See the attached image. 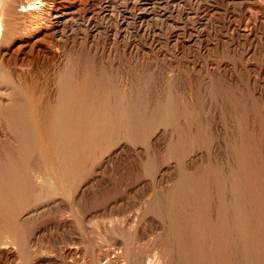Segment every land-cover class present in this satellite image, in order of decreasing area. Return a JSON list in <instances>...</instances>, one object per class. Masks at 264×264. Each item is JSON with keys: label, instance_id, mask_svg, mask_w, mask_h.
<instances>
[{"label": "bare ground", "instance_id": "1", "mask_svg": "<svg viewBox=\"0 0 264 264\" xmlns=\"http://www.w3.org/2000/svg\"><path fill=\"white\" fill-rule=\"evenodd\" d=\"M146 1L153 0H142V2ZM94 3H82L80 0H0V264H36L37 259L35 258H38L39 264H80L82 258H84V256L90 251L92 252L95 247L98 249L99 254L96 260H93L94 264H120V258H124L126 264H146L144 263L146 255L145 253L141 254L140 252L139 254L137 252L138 250H136V248H138V246L135 249L130 247V241H127L130 244L126 245V238H128L132 233L134 235L132 228L130 229L129 227H127L129 228V230L126 229L127 231L125 233L123 232L125 230H121L125 235H123V233L121 232L119 233V230L121 229L119 228V225V230L117 231H112L111 228H109L110 230H108L109 232H111V234L115 236L117 235V239L121 240L119 244L123 245L124 249H121L122 252L124 251L123 255L121 254L122 256H120L119 253L117 254V256H113L111 255L112 253H107L109 251H101L103 244L107 239L105 240L104 236H102L100 233L98 234V237H96V246L94 244L95 247H93L92 250L88 251L87 247L89 245V242H87L86 237L83 235V233H78V235L76 234L78 238L73 235V237H76L73 238L69 232L71 231V229H73L72 227L75 226L78 227L79 230L80 228H83L82 232L83 230L85 231V228L87 227L86 224H89V221L96 217L99 218V222L101 220V222L106 223V221H102L101 217L104 215L108 217L109 214H113V211L115 209L117 214V205L122 202L125 196L129 194L132 189H134L135 187L138 188L141 185H137L139 184V182L136 183L137 181L135 183L123 181V183L121 182V191L119 188L120 192L117 193L114 198L109 201L107 200L102 204H98L97 206L95 205L93 207H90L88 205L90 199L92 200L93 198L94 200L95 195L102 194V192H104L106 189H109L111 185H109V179L107 178V176L105 179V175L104 177H102L103 175H100L109 174L110 176V172H112L113 166H115L116 162H119L121 160L123 161V159L125 160V158L131 157L129 155L132 152L131 150H128L129 148L125 143L132 140V135H136V137H139L144 142L146 141V144H149L146 149L150 146V149L154 151V153H151L155 154V152L157 153L158 151H160L161 146L163 147L162 144L166 145L165 142L163 143V138L169 136V138H167L169 140L171 133L174 132L171 131L170 133H168V131L166 132L168 133V136L162 137V135L160 134L161 131L159 132V129L163 128L164 130V128L166 127H171L175 124L178 125L179 123H181L182 128L178 129V127L175 128L174 126L176 130V138L178 136V139H176V141H174L173 143V138L172 141L170 139L171 146H169L170 150L167 152L168 154L164 153L166 155L163 157L162 155H160L162 158L158 156V153L157 155L151 154L152 159L150 158V161L149 159H147L148 161H146L148 167L150 166L151 168L150 169L147 167L148 170L150 169L153 172L152 175L154 176L155 182H158V184L160 183V185L162 184V187L160 186L162 193L159 192L162 196H159H161V198L163 197L162 203L164 205L161 204V212H163L162 214H164L167 226L169 227L170 234H168L167 236L171 238L168 239V237H165V240L172 242L168 243L166 241L167 245L170 248L168 249L166 243L164 244L160 239L162 237H159L161 243L164 244V248H166L167 250L166 253L165 249L161 245V247L159 246L162 256L160 257L161 262L158 260L159 263L178 264L180 261L184 260L187 264H206L204 262L205 258L207 259L208 257H212L213 254H215V256L217 254L220 256V254H223L225 246L228 244L230 245V243L234 241L232 244H234L235 242H238L239 244L240 242V245L237 246L241 248V253H238L241 254V256H239L242 262L240 260L239 261L242 264H250V252L254 250V246H252L251 240H253V237H255L253 236L251 238L253 233L252 225L253 223L255 224V229L257 228V231L259 230V228H261V232L264 231V208L260 207V205L258 204L261 202V199L258 198L259 200L257 199L258 203L256 204V206L258 205V207H253L252 209V206L250 204L251 201L249 202V173L239 174V168L237 166L235 178L232 177L231 183L229 182L231 184L229 190H231L230 192L232 193L231 195L233 197L227 202L225 198L222 197V194H224V178L221 176V174L223 173L221 172L219 174L220 176H217L216 174L219 173L220 170H215L216 168H220L221 166L219 167L217 165L218 167L215 168L214 166L216 164H213L214 168H209V170L211 171L210 174H212L211 177H208L206 179L203 178L205 179V181L207 180L212 187L210 188V192H212L211 190L214 191L213 195L212 193H207V200H205L206 198H202V195L205 193L202 192L203 189L201 191L198 184L199 182L195 184L196 181L194 182V179L189 177L193 174H188V171L186 170L189 169H186L184 172L185 174L187 173L186 175L188 176H181L183 173L181 175H178V172L177 174H175L176 166H178V164L181 162V159L185 156L184 153L186 152V147L193 144L191 143V141H189V137H192V134H189L188 137L186 136L187 132L189 131L188 129V131L186 130V133L185 131L183 133L180 132L181 129L183 130V127H185L186 124L182 119L179 118V116H177L180 111L178 108H184L183 102L181 103V100L186 95L181 99L175 91V96L171 95L172 97H168L162 95L166 98L160 100L162 99V97L159 98L158 95L163 92H160L158 94L157 88L155 89V87L151 85L153 84L151 80L143 87L147 91L149 90V88L153 87L152 90H154V93L152 92V94L151 92L150 94H146V90L144 91L145 93L143 92V90V93L140 92L141 89L138 90V88L140 87H138L137 90L134 91V87L132 88V86L129 90H126L127 87L125 86L126 88H124L126 93H124L125 91L123 90L124 92H122V88L118 87V84H114V82L112 83L111 79L109 81V79L107 78L109 76H105L106 73L99 71L100 68L96 69V60L94 55H90V53L88 54L80 52L70 54L63 53L61 51L62 53H59L58 49L55 47L56 45L54 44V42L62 41V38L64 37V35H66V31L68 29H70L71 31L76 29L81 31L83 34V37L80 38L82 45L89 43L92 48L96 49L99 38H101L99 37L100 35L98 36V33L101 30H99V25L95 23V19L101 9L98 8V10L96 6L97 4ZM247 4H252L256 6V8H258L260 11L264 12V0H237L236 2H233L231 10H237L240 13H244V7L247 6ZM134 7L136 8V6ZM132 8L133 7H131V10ZM214 14L215 13L212 8L209 10H205L204 14L202 15L204 25L208 24L207 26H209V24H213V22L215 21ZM224 20H226V18ZM227 20L224 21L225 30L235 31L237 33L240 32L239 28H237L238 26ZM256 24V21L253 20V26L249 28L250 24L248 26L246 25V28L248 27L249 29L247 28L244 33H242L243 31L240 32V34H242H238L237 36H239V38H243L244 42L246 41L256 43V41L254 40L257 39V42L262 44L264 42V29L261 27V25L259 26ZM68 38H70L69 35ZM228 40L230 41V43L228 42L229 44L227 43L225 47H232L233 50H236V46L238 48L239 44H234V39L232 38H228ZM251 44L249 45L251 46ZM221 45H224V43ZM240 45L243 44L240 43ZM227 47L226 49H228ZM25 49H28V52H31L29 54H40L43 61H46L48 63H55V65L59 67L56 70V78L54 77L55 80H53L55 81V85H52L55 86V89L52 92H49L51 89L49 90L48 86L44 83L40 84L36 81L31 82L32 79L29 80L30 82L28 80L26 81L25 79H22L24 76L23 74H17V78H21H18L19 80L17 79V82L12 79L13 77L9 72L10 70L6 69L7 61H5V57L13 52L21 53ZM30 56L32 57L33 55ZM29 66L20 65V67L18 66L20 69L19 71H21L22 73L24 71H28V69L30 68ZM195 66L196 65L193 64L189 69L195 72ZM236 67L237 66L230 68L227 64L223 63L216 66V68L211 69L212 74H210V77L208 76V81L210 83H207V85L209 84L208 87L210 86V88L207 91L210 92L209 94L212 96V98L214 96L213 99H215L216 101L220 96L219 91L220 89H222V84H232V82L238 80V73H236L238 71L236 70ZM212 80H215V82H213L217 84L216 86L213 84ZM256 80V78L248 76L243 83H245L247 87H251V89H254L255 85L258 84V82L255 83ZM105 81L107 82L106 84ZM138 81L137 83H139ZM170 82L172 85L176 82V80L172 79ZM142 83L144 84V82ZM129 84H131V82ZM129 84L124 85L129 86ZM171 88L175 89V87ZM178 90L181 91L180 89ZM170 91L174 90L172 89ZM205 91L206 90H204V92ZM250 91L252 92V90ZM253 95L254 94H252V96ZM192 97H194V95H191V99ZM187 98L185 99L190 101V98ZM212 98L211 100L213 101ZM185 99H183V101ZM204 99H207V97ZM224 99L222 98L223 102ZM222 100L220 101V104L222 103ZM259 100L262 107L264 108V97L260 98ZM197 101H199V98ZM218 103L213 104L217 107ZM210 107L212 106H208L209 109H211ZM214 107L215 106H213V108ZM186 108H190V106H187ZM193 109L194 108L192 107V110ZM201 110L205 112L207 111V109ZM207 113H209V111L206 112V114ZM208 117L209 116H207V118ZM212 118H214V116H212ZM206 119H203V121L205 120L206 122ZM194 121L197 122V120L195 119ZM209 121V125H212V121L214 120L210 119ZM211 125L210 127L212 128ZM221 129L224 128L221 127ZM203 130H205V128H203ZM207 130L206 133L209 132H207ZM236 130L233 131L235 134ZM164 131H166V129ZM201 132L202 131H200V133ZM204 132H202V134ZM180 133H185L186 135H184L183 140H188L191 144L184 143L179 137ZM228 137H230V135ZM129 138H131V140ZM132 142L135 143V140H133ZM232 142L234 141L232 140ZM239 144L241 145V143ZM240 145L239 147H242ZM231 147L234 148L233 145ZM237 148L238 147L234 148L233 150L234 156H236L235 153L237 150L235 151V149ZM133 150L134 149H132V151ZM148 151L146 150L145 152L147 153ZM166 151L167 148L165 152ZM239 151L240 153L242 152L240 149L238 150V152ZM163 152L164 151H162V153ZM222 152L224 153L225 151L223 150ZM222 152L221 155H224L225 153L222 154ZM167 155L168 157H166ZM237 155L241 158V154ZM146 156L149 157L150 154ZM164 157L168 158V162L175 161V164L177 165H172L170 164V162L169 164L166 163V165L163 161V163L160 162V160H164ZM197 157H200V155H187L185 158H183L180 164L187 168L194 164L195 161L198 162ZM207 157L209 158V156ZM218 157L219 156H217V158ZM144 158L146 159V157H143L142 159ZM219 158H221V156ZM210 159L212 158L210 157ZM229 159L230 162L233 161L231 158ZM229 159H227V161ZM212 161L213 160H211V162ZM216 161L222 162V160ZM200 162L201 161H199V163ZM221 162L220 164L222 165L223 162ZM240 162L242 163V161ZM200 164L197 163V165ZM203 164L205 163H202V165ZM210 164H208V166H210ZM203 167H206V165ZM228 168L229 167H227L226 169L227 171H232L231 168L230 170H228ZM221 171L224 170H222L221 168ZM181 172H183V170H181ZM193 172L194 174L196 173L195 171ZM147 173L149 174V171ZM111 175L113 174L111 173ZM228 176L230 175L228 174ZM196 178H198V176ZM257 181L259 182L258 184L261 188V193L262 191L264 193V174H259L257 177ZM105 199H107V197ZM205 201L209 202L208 206L205 205ZM115 205L116 207H114ZM157 205H160V203ZM202 209H206L207 216H205V213L204 211H202ZM198 211L203 212H200L201 216L197 215ZM253 211L256 212V219H254L252 215ZM91 223L92 222H90V224ZM104 226L102 228H104ZM168 227H166V229ZM75 228L73 230L76 231ZM47 229H53L56 231V233H60L61 236L63 235V238L60 239L59 242L55 243L56 241H52V243L55 244L52 245V247L50 248L51 250L49 249V251L46 246H48V243H50L51 240L46 238L47 234L45 235V233ZM75 231L71 232L74 233ZM108 231H105L106 234ZM66 232H68L70 234H68L69 237L72 238L64 237L66 236L64 235ZM162 233H160V235ZM49 235L51 236V234ZM118 236L120 238H118ZM135 236L133 237L135 238ZM133 237L130 236V240H132ZM257 242L258 244H260L259 241ZM34 246H36L37 248L35 250H32ZM261 246L264 245L262 244ZM172 248L176 249V258L182 259L178 263L176 261H173L170 251L173 250ZM229 249H232V247ZM233 250H235V247ZM212 252L214 253L212 254ZM173 253L174 251H172V254ZM124 259H122V261ZM214 259L216 258L214 257ZM215 261H213L214 264H216ZM224 261H226V259H224ZM125 262H122V264H125ZM208 262L207 264H209ZM159 263L153 262L150 264Z\"/></svg>", "mask_w": 264, "mask_h": 264}, {"label": "rangeland", "instance_id": "2", "mask_svg": "<svg viewBox=\"0 0 264 264\" xmlns=\"http://www.w3.org/2000/svg\"><path fill=\"white\" fill-rule=\"evenodd\" d=\"M80 1L82 3H85V2L86 3H89V2L94 3L95 2L94 4H97L96 5L97 9L98 8L101 9L100 12L97 11L98 14H97L96 19H95V23L99 25V27H100L99 30H101L100 32L98 31L99 32L98 36L100 35L99 37H101V38H99V42L96 46V49H94L90 46L89 43L82 45L80 38L83 37V34L81 31L76 30V29L71 31L70 29H68L66 31V35H64V37L62 38V41L54 42V44L56 45L55 47L58 49V52L59 53H62V52L63 53H70V54L80 52V53H88V54L90 53V55H94L95 60H96L95 61L96 69L100 68V70L98 69L99 71L106 73L105 76L106 77L109 76V77H107L109 79V81L111 79L112 83L114 82V84H118L119 85L118 87L122 88V92L125 91L126 87H127L126 90L127 89L129 90L131 88V86H132V88L134 87L133 88L134 91L137 90L138 87H140V88H138V90L141 89L140 92H142V90L144 92L146 89L143 86L151 80V82L153 83L151 85L154 86L155 89L157 88L158 94L160 92H163V93H160V95H158L159 98L162 97V99H160V100H163V98H166L163 96H168V97L175 96L174 95L175 91L177 92V94L180 96L181 99L185 95L186 96L183 99L187 98V95H188L187 99L190 98V101H188L186 99H185L186 101L185 100L183 101V99L181 100V103L183 102L185 109L183 107L182 108L180 107L181 109L178 108L180 111L178 110L179 113L177 115L186 124V126L183 127V130L181 129L180 132L183 133L185 131V133H186V130L187 129L189 130V131L187 130L188 131L187 135L185 133L184 134L180 133L179 137L186 144H189L190 143L189 141H191V143H193L192 145H188V147H186V152L184 153L185 156L183 158H185L187 155L195 156L197 154L198 156L200 155V157H202L203 159L200 157H197L198 162L195 161L194 164H192L191 166L186 168L182 164H180L183 160V158H182L181 162L175 168V174H177V172H178V175H181L183 173L181 176H188V175H186L187 173L185 174L184 172L186 169H189V170H186V171H188V174L190 175L193 173L189 177L194 179V182L196 181L195 184L199 182L198 184H199L201 191L203 189L202 192L205 193L202 195V198H206L205 200H207L208 199L207 195L209 193H212V195H213V192H214L213 190H211L212 192H210V188H212V187L210 186V184L207 180L205 181L206 178L211 177V175H212V174H210L211 171L209 170V168L210 167L216 168L218 166L219 167L221 166L220 168H216L215 170L216 171L220 170L219 173L216 174L217 176H220L219 174L221 172L223 173V174H221V176L224 178V182H223L224 194H222V197L225 198V200L227 202V201L231 200L233 197L231 195L232 193L230 192L231 190H229V187L231 185L230 183H231L232 177L235 178V173L237 172V166H238L239 174H248L249 173V177H250L249 202L251 201L250 204L252 206V209H253V207L254 208L258 207V205L256 206V204L258 203V200H259L258 198L261 199V202L258 204L260 205V207L264 208V193H263V191L261 193V188L259 187V184H258L259 182L257 181L258 175L264 174V108L262 107L261 102H259L260 101L259 99L264 97V44H263L264 42L262 44H260L257 42V39H255L254 41H256V43L255 42L254 43L253 42H246V41H245L246 42L245 43L243 41V38H239V36H237L238 34L241 35L242 33H244L247 30L248 27L246 28V25L248 26L250 24L249 28L252 27L253 26V20L256 21V23H257L256 25H259V26L261 25V27L264 29V12L260 11L258 8H256V6H254L252 4L251 5L247 4L248 7L247 6L244 7V9H245L244 13H240L237 10L232 11L231 9H232L233 2H236L237 0H224V1H222V0H220V1L219 0H190V1L189 0H153V1H146V2H142V0H106V1H104V0H80ZM186 1H188V2H186ZM134 6H136V8ZM131 7H133L132 10H131ZM211 8H212V10H214V13H215L214 14L215 21L213 22L212 25L209 24V26H207L208 24L204 25L202 15L204 14L206 9L209 10ZM246 9H247V11H246ZM201 12H203V13H201ZM225 18H226V20L228 19L227 21H231L232 23H234V25L238 26L237 28H239L240 32H242V31L243 32L240 34V32L237 33L235 31L225 30L224 29L225 28L224 21H226V20H224ZM222 23H224V24H222ZM259 26H257V27H259ZM68 35L70 36V38H68ZM228 38L234 39V44L237 43L240 45V43H241L243 45H240L241 47L238 45V48L236 46V50H233L232 47H227V46L226 47L228 49H226L225 45H227L228 42L230 43ZM73 39H75V40H73ZM111 40L113 41L114 44L112 43ZM238 41H239V43H238ZM72 42H74V43H72ZM223 43H224V45H221ZM248 43L249 44L252 43L251 46ZM28 51H29L28 49H25L21 53H14L13 52V53L9 54L7 57H5V61H7V63H6L7 68L6 69L10 70L9 72L11 73V76L13 77L12 79L14 81L17 82V79L19 78V77L17 78V76H18L17 74H23L25 77L23 76L22 79H25L26 81L27 80L29 81L32 79L31 82L36 81L40 84L44 83L48 86L49 90L51 89L50 91L49 90L48 91L52 92L55 89V86H53V85H55V83H54L55 81H53V80H55V78H56V76H55L56 70L59 67L57 65H55V63H50V62L48 63L46 61H43L40 54H37V53H36V55H34L35 53L29 54L31 52H28ZM13 54H15V55H13ZM30 55H33V56L31 57ZM36 57H38L39 59ZM40 60H41V62H40ZM32 61H33V63H32ZM11 63L13 66L11 65ZM223 63L227 64L230 68L237 66L236 70L238 72H236V73H238L237 74L238 80L232 82V84H230V83H224L225 85L222 84L221 87L223 90L220 89V91H219L220 96L217 99V101L219 102L218 103L215 99H213L214 96L212 98V96L209 94L210 92L207 91L210 88V86L208 87L209 84L207 85V83H210L208 81L209 80L208 76L210 77L211 76L210 74H212L211 69L212 68L214 69V68H216V66L223 64ZM43 64H45V65H43ZM53 64H54V66H53ZM193 64L196 65L195 66V69H196L195 72L191 71L189 69ZM20 65L21 66H23V65L29 66L30 65L29 66L30 68L28 69V71H24L25 72V74H24V72L22 73L21 71H19ZM206 65H207V67H206ZM208 68H209V72H208ZM102 69H104V70H102ZM168 76H170V77H168ZM248 76H251V77H254L257 79L255 81V83L258 82V84L255 85L254 89H251V87H247L245 85V83H243L244 80ZM188 78H189V80H188ZM19 79H21V78H19ZM138 79H139V81H138ZM172 79H175L176 82L171 85L170 81ZM135 80H136V82H135ZM45 81H47V82H45ZM137 81L139 83H137ZM141 81L144 82V84ZM213 81L215 82V80H212V82ZM130 82H131V84H129ZM214 82H213V84L216 86L217 84H215ZM106 83L107 82L105 81V84ZM124 84H129V86L124 85ZM176 84H177V86H176ZM244 86H246V87H244ZM171 87H175V89L171 88ZM152 88L153 87L149 88L150 91L146 90L145 91V92H147L146 94H150V92H151V94H152V92L154 93V90H152ZM176 88L180 89L181 91H179ZM187 88H188V90H187ZM172 89L174 91H170ZM204 90H206V91L204 92ZM250 90H252V92ZM248 91H250L251 93ZM124 93H126V91ZM180 94H182L183 96ZM252 94H254V95L252 96ZM191 95L192 96L194 95V97H192V99H191ZM201 95L204 98L207 97V99H204ZM221 95H222L223 99L225 98L224 102L221 98ZM198 98H199V101H197ZM211 98L213 99V101L214 100L215 101L213 102L211 100ZM209 99L211 102L209 101ZM221 100H222V103L220 104ZM186 102H188V103H186ZM199 102H203V103H199ZM213 103H218V106L216 107V105H214ZM200 104H201V106H200ZM204 104H206V105H204ZM207 105L212 106V107H210L211 109H209ZM221 105H223V106H221ZM187 106L188 107L190 106V108H186ZM213 106H215V107L213 108ZM192 107L194 108L193 109L194 111L192 110ZM200 107H202V108H200ZM182 109H183V111H182ZM201 109H204V110L207 109L206 112L209 111V113L206 114V112L201 110ZM220 109H223V110H220ZM210 112H212V113H210ZM179 114L182 116H180ZM210 115H211V118H210ZM207 116H209L208 117L209 119L207 118ZM212 116H214V118H212ZM194 119L197 120V122L194 121ZM203 119H206V122H205V120L203 121ZM210 119L214 120V121H212L213 124L212 125L210 124L212 126V128L209 125ZM207 121H209V122H207ZM188 122H190V123H188ZM191 123H193V124H191ZM172 126H171L172 128L171 127L164 128V130L166 129V131H164L163 128L159 129V132L161 131L160 134L162 135V137H165V136H168V133H170L171 131H174L171 133V135L169 134L171 141L173 138V141H172V143H173L174 141H176V139H178V136L176 138L175 128H177V127H178V129L182 128V125H181V123H179L178 125L175 124ZM174 126H175V128H174ZM179 126H181V127H179ZM197 126H198V128H197ZM206 127L208 128V130ZM221 127L224 129H221ZM237 127H238V129H237ZM203 128H205V130H203ZM197 129H198V132H197ZM206 130H207V132L208 131L209 132L206 133ZM235 130H236L237 135L233 132ZM200 131H202V132L205 131V132L202 134V132L200 133ZM159 132H157V133H159ZM162 132H165V133H162ZM166 132H168V133H166ZM197 133H199V134H197ZM172 134L175 136H173ZM189 134L190 135L192 134V137H189L190 140L189 141L183 140L184 135H186L188 137ZM193 134H194V137H193ZM227 134H228V136L230 135V137H228ZM200 135H201V137H200ZM132 137H133L132 140H131V138H129L131 141H127V142L124 141V142H126L125 144L129 148L128 150L129 151L131 150V152H132L131 153L132 155L131 154L129 155L131 157L128 156L129 158H125V160L123 159V161L121 160L119 162H116V164H115L116 167L113 166V170H112V172H110V176H109V174H107V175L106 174H101V175L99 174L100 176L103 175L102 177H104V175H105V177H104L105 179L107 176V178L109 179V185L111 184L109 187L110 190L106 189L104 192H102V194H98L99 196L95 195L96 199L95 198H94V200H93V198H92V200L90 199V201L88 202V205L90 207H93L95 205L97 206L98 204H102L103 202H105L107 200L109 201L112 198H114V196L121 191V188H122L121 185H122L123 181L131 182V183H133V182L135 183L137 181L136 183L139 182V184H137V185L141 184L140 185L141 187L139 186L140 188L135 187L134 189H132L129 193L130 195L127 194L125 196V198L122 200V202H120V204H118V205L116 204L117 207H116V205L114 206L117 208V214H116V209H115L114 210L115 212L113 211V214L112 213H111V215L109 214L108 217L105 215L101 217L102 221H106V223L101 222V220L99 222V218L96 217L94 219H91L89 221V224H86L87 227L85 226L86 227L85 231L83 230V232H82L83 228H80V230H79L78 227L75 226L76 228L75 227H72V228L73 229L75 228L76 231L71 229V231H75L74 233L71 231L70 232L68 231V232L71 234L72 237H73V235H75V236H76V234L78 235V233H81V234L83 233V235L86 237L87 242H89V245L87 247L88 251L92 250L93 247L96 246V242H97L96 237H98V234L100 233L102 236H104L105 240L107 239L109 241L108 242L106 240V242H104L105 245L103 244L101 251H109L107 253L108 254L112 253L111 255H113V256L114 255L117 256V254L119 253L120 256H122L123 252H124V251L122 252V250H124V249H123V245L119 244L121 240L117 239V237H116L117 235L115 236V235L111 234V232H109L108 230H110L109 228H111L112 231H114V230L117 231V230H119V228H121L119 230V233L120 232L125 233L127 230H129V228L130 229L132 228L134 235L132 233L130 236L133 237L136 235L135 238L133 237V239H132L134 242L132 240H130V238H129L130 236H129L128 238H126L127 239L126 245H129L131 243L129 246L134 248V249L138 246V248H136V250H138L137 252L139 254H140V252H141V254L145 253V255H146L144 263H146V264H150L153 262L159 263V261L161 262L160 257H162L161 251H160L161 249L159 248V246L161 245L164 248V244L166 243V241L168 243H172V242H169L168 240H165L168 237L167 235L170 234V231H169V227L167 226L164 214H162L163 212H161V209H162L161 204H163L162 203L163 197L161 198L162 195L160 193H162V192H161L160 188L162 187V184L160 185V183L158 184V182H155L154 176L152 175L153 172L150 170L151 169L150 166L148 167V165L146 163V161H148L147 159H149V161L152 159L151 154H153L154 151L152 149H150L151 148L150 146H149V148L146 149V147L149 145L148 143L146 144V141L145 142L142 141L139 137H136V135H132ZM240 137H241V139H240ZM167 138H169V136L166 138H163V143L165 142V144H166V145L162 144L164 148L161 146L160 151L157 152L159 157H161L160 155H162V157L165 156L166 154H168L167 152L170 150L169 146H171V141H170V139L168 140ZM191 138H194V139H191ZM222 138H224L225 140ZM235 138H237L238 140ZM133 140H135L136 144L134 142H132ZM232 140L234 142L235 141L236 142L234 143V142H232ZM224 142L226 143V145ZM229 142H230L231 146L232 145L234 146V148L238 147L237 149H235V151L237 150L235 153L236 156L233 155L234 154L233 153L234 148L230 146ZM236 143H238V144L241 143V145L240 144L239 145L242 147H239V145ZM143 144H144V148H143ZM130 145L134 146V147H131ZM165 147L167 148L166 152H165V150H166ZM228 147H231V148H228ZM131 148L134 150L132 151ZM187 148L188 149L190 148V149L188 150ZM148 149H149V151L150 150L151 151L149 152ZM239 149L242 151L241 153H240V151L238 152ZM146 150L148 151L147 153L145 152ZM223 150L225 151L224 152L225 154L222 152ZM136 151H137V153H136ZM143 151H144V154L146 153L145 156L143 154ZM162 151H164V152L162 153ZM215 151L218 153H216ZM231 151H232V154H231ZM151 152H153V153H151ZM219 152H220V154H219ZM221 152L224 155H221ZM157 153L155 152V154H153V155H157ZM164 153H166V154H164ZM215 153L217 156H219V157L221 156V158H219V157L217 158ZM148 154H150L149 157L146 156ZM237 154H241V158ZM203 156H205V157H203ZM207 156H209V158ZM215 156H216V158H215ZM143 157H146V159L145 158L142 159ZM166 157H168V155ZM166 157L163 158L164 160H160V162L163 161L164 164H166V163L169 164V162H170V164H172V165H177V164H175V161H169L168 162L167 161L168 158H166ZM210 157L212 159H210ZM228 157L231 158L235 162H233V161L230 162V159ZM239 158H240V160H239ZM227 159H229V160L227 161ZM211 160H213V161L211 162ZM216 160H222L223 163L221 161H218L219 162L218 163ZM199 161H201L200 162L201 164L199 163ZM240 161H242V163ZM220 162L222 163V165L220 164ZM197 163L200 165H197ZM202 163H205V164L202 165ZM234 163L236 164V166ZM208 164H210V166H208ZM213 164H216V165L214 166ZM205 165H206V167H203ZM147 167L150 169L148 170ZM201 167H202V169H201ZM227 167H229L228 170H230V168H231L232 171H227L226 170ZM145 168H147V169H145ZM212 168H210V169H212ZM221 168L224 171H221ZM234 169H236V170H234ZM145 170H148L149 174L147 173L148 171H145ZM181 170H183V172H181ZM192 170L196 172L195 173L196 175L194 174V172ZM179 172H180V174H179ZM111 173L113 175H111ZM228 174L230 176H228ZM193 175H195V176H193ZM197 176H198V178H196ZM227 176L229 177V179ZM142 178H143V180H142ZM199 178H202V179H199ZM203 178H205V179H203ZM239 180H240V178H239ZM110 181H111V183H110ZM253 181H255V182H253ZM208 185H209V187H208ZM119 188H120V191H119ZM112 189H113V191H112ZM115 189L116 190L118 189V190L116 191ZM133 191H135V192H133ZM159 195H161V196H159ZM260 195L261 196L263 195V196L261 197ZM156 196H158L159 198ZM106 197H107V199H105ZM148 199L150 202L148 201ZM157 199H161V200H157ZM95 203H97V204H95ZM159 203H160V205H157ZM205 205L208 206L209 202L205 201ZM122 209H123V211H122ZM202 211H204L205 216H207L206 209H202ZM202 211H200V212L203 213ZM200 212L198 211V213H197L198 216H201ZM253 212H252V215H253L254 219H256V216H255L256 212H254V213ZM263 215H264V213H263ZM103 217H104V219H103ZM106 218L109 219L110 221L107 220ZM158 219H160V220L162 219V220L160 221ZM90 222H92V223L90 224ZM161 222H163V223H161ZM104 224H105V226H104ZM164 224L166 227H168L167 229L169 232L167 231ZM118 225H119V228H118ZM122 225H124V226H122ZM135 225H137V226H135ZM103 226H104V228H102ZM91 227H93V228H91ZM99 227H101V228H99ZM127 227H129V228H127ZM48 230L49 229H47V231ZM88 230H90V231H88ZM121 230L122 231L125 230V231L122 232ZM252 230H253V233H252L251 238L253 236H255V237H253V240H254V238H255V240H254V242H253V240H251V244H252V246H254V250H252L250 252V264L251 263H253V264H258V263L262 264L263 263L264 264V246H261L262 244L264 245V231L261 232V228H259V230L257 231V228L255 229L254 223L252 225ZM47 231L45 233V235L47 234L46 238L51 240L50 243H48V246H46L48 251H49V249L52 247L53 244L59 242L60 239L63 238L62 237L63 235L61 236L60 233L59 234L56 233V231L53 229L49 230L48 232ZM54 231H55V233H54ZM105 231H108L107 234ZM166 231H167V233H166ZM68 232H66L64 234V235H66L64 237H69L70 234ZM92 232H93V234H92ZM124 233H123V235H125ZM160 233H162V234L160 235ZM49 234H51V236ZM113 236H114V238H113ZM119 236H118V238H120ZM154 236H155V238H154ZM72 237H69V238H72ZM76 237L78 238V236H76ZM159 237H162L160 239L162 240V242L164 244L161 243V240L159 239ZM257 238H258V240H257ZM168 239H171V238L168 237ZM158 240H160V241H158ZM52 241H54V242L56 241V242L52 243ZM127 241H130V243ZM257 241H259V243L261 245L258 244ZM232 243H230V245L228 244L225 246L223 254H220V256L217 254L215 256V254H213L214 252H212L213 256L208 257L207 259L205 258L204 262L207 264V262L209 261L208 262L209 264H214L213 261L216 260L215 261L216 264H220V263L221 264H242L241 263L242 261L240 259L241 254H239V253H241V248L238 247L240 245V242H239V244H238V242L237 243L235 242L234 244H232ZM94 244H95V246H94ZM139 245H140V247H139ZM166 245H167V243H166ZM121 246H122V248H121ZM233 246L235 247V250H233L234 249ZM171 247H172V244H171ZM231 247H232V249H229ZM36 248L37 247L34 246L32 248V250L33 249L35 250ZM167 248L170 249L168 245H167ZM94 249H95V252H94ZM94 249L92 252L90 251L88 254H86L84 256V258H82V261H80V264H94L93 260H96V258L98 257V254H99L98 249L96 247ZM164 249L167 253L166 248H164ZM237 249L240 251H238ZM136 250H135V252H136ZM170 251H171V256L173 258V261H176L178 263L180 260H182L180 258L179 259L176 258V256H175L176 249L175 248L173 250H170ZM172 251H174V253H173L174 255L172 254ZM225 251L226 252L228 251L227 254ZM233 252H234V254H233ZM92 253H94V254H92ZM231 255H232V257H231ZM214 257L216 259H214ZM35 259H37L36 264H39L38 258H35ZM120 259H121L120 264H122V262H125L124 258H120ZM122 259H124V260L122 261ZM224 259H226V261H224ZM252 260H253V262H252ZM182 262L184 264H187L186 261H184V260L180 261L179 263L181 264ZM125 264H126V262H125ZM159 264H161V263H159Z\"/></svg>", "mask_w": 264, "mask_h": 264}]
</instances>
